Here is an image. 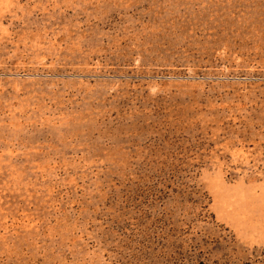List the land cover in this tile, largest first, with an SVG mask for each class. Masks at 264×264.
<instances>
[{"label":"rangeland","instance_id":"obj_1","mask_svg":"<svg viewBox=\"0 0 264 264\" xmlns=\"http://www.w3.org/2000/svg\"><path fill=\"white\" fill-rule=\"evenodd\" d=\"M0 264H264V0H0Z\"/></svg>","mask_w":264,"mask_h":264}]
</instances>
